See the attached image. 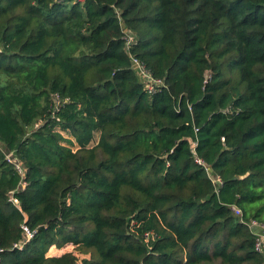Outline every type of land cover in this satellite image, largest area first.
Masks as SVG:
<instances>
[{
  "label": "trees",
  "instance_id": "trees-1",
  "mask_svg": "<svg viewBox=\"0 0 264 264\" xmlns=\"http://www.w3.org/2000/svg\"><path fill=\"white\" fill-rule=\"evenodd\" d=\"M0 145V264H264V0H0Z\"/></svg>",
  "mask_w": 264,
  "mask_h": 264
},
{
  "label": "built area",
  "instance_id": "built-area-1",
  "mask_svg": "<svg viewBox=\"0 0 264 264\" xmlns=\"http://www.w3.org/2000/svg\"><path fill=\"white\" fill-rule=\"evenodd\" d=\"M78 1L84 2L85 0H78ZM133 64L136 66L139 76L144 80V82L146 84V89L148 90V92L150 94H155V93L161 91L163 87H165V84L162 80L154 78L152 76V74L148 70H146L144 68V66H142L136 59L133 60ZM196 131H198V130L196 129ZM9 162L13 163V160H11L9 158ZM197 162L201 165L204 164L200 159H198ZM15 166H16V169L19 171V173L23 176V169L20 167V165L16 164ZM21 188H23V190H24L26 188V183H22V186L20 187V189ZM10 201L16 206L19 205V200L15 197V193L11 196ZM235 211L238 215L241 214L240 210L235 209ZM253 225H259V224L252 223L250 225V227ZM21 228L23 231V240L20 243L14 244V246L12 248L13 250H15V249L23 250L25 245L29 241H31L36 235V230L30 229L26 223H23ZM147 237H150V235H147ZM256 251L261 253V254H264V237L258 236V238L256 240ZM3 252H4V250L0 249V254Z\"/></svg>",
  "mask_w": 264,
  "mask_h": 264
},
{
  "label": "rangeland",
  "instance_id": "rangeland-1",
  "mask_svg": "<svg viewBox=\"0 0 264 264\" xmlns=\"http://www.w3.org/2000/svg\"><path fill=\"white\" fill-rule=\"evenodd\" d=\"M73 248L69 247L68 249H64V250H59L57 251L56 249H51L49 252V256H60V255H64L67 252H70ZM74 250V249H73ZM74 254L79 258V259H83V258H88L91 256V254H84L80 251L74 250Z\"/></svg>",
  "mask_w": 264,
  "mask_h": 264
},
{
  "label": "water",
  "instance_id": "water-1",
  "mask_svg": "<svg viewBox=\"0 0 264 264\" xmlns=\"http://www.w3.org/2000/svg\"><path fill=\"white\" fill-rule=\"evenodd\" d=\"M0 147L2 148V150L7 154L8 153V149L5 145H0ZM251 228V232L252 234L256 235V236H260V237H264V226H260V225H253L250 227Z\"/></svg>",
  "mask_w": 264,
  "mask_h": 264
}]
</instances>
